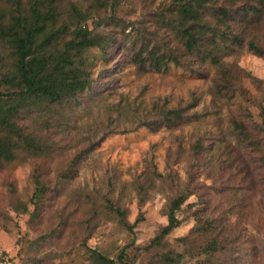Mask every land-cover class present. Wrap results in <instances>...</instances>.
<instances>
[{"label": "rangeland", "instance_id": "rangeland-1", "mask_svg": "<svg viewBox=\"0 0 264 264\" xmlns=\"http://www.w3.org/2000/svg\"><path fill=\"white\" fill-rule=\"evenodd\" d=\"M153 1L144 8L145 0H124L120 16L151 25L150 11L171 0ZM89 59L95 62L94 89L103 91L87 94L78 109L62 110L67 116L54 113L68 133L56 137L55 159L44 165L52 186L77 150L97 144L39 218L32 215L31 198L40 159L3 166L0 264H96L95 251L115 261L124 253L130 264H161V253L184 255L178 264H264V140L257 150L233 132L232 123L246 115L256 123L264 119V58L239 47L223 57L222 64H237L243 77L240 91L225 98L216 91L217 69L210 63L196 74L175 66L168 72L116 67L102 61L98 50ZM171 109L183 110L184 118L163 121L161 114ZM237 169H251L255 189L245 191ZM187 186L195 194L177 213L179 227L161 245L152 244L168 224V199ZM13 197L28 213L13 210ZM239 199L244 207L229 210ZM115 206L126 210L132 229L121 223ZM208 218L213 228L206 235L197 219ZM226 220L233 231L225 229ZM224 234L235 241L231 251L224 254L223 248L206 262L201 247L213 237L224 241Z\"/></svg>", "mask_w": 264, "mask_h": 264}, {"label": "trees", "instance_id": "trees-1", "mask_svg": "<svg viewBox=\"0 0 264 264\" xmlns=\"http://www.w3.org/2000/svg\"><path fill=\"white\" fill-rule=\"evenodd\" d=\"M123 1L0 0V170L19 159H40L33 169L36 188L31 198L32 215L36 218L49 205L53 192L71 181L97 144L90 142L77 150L66 166L60 168L57 183L52 186L45 176L44 165L55 159L56 137L62 134L65 138L68 133L54 121V113L67 116L61 111L69 107L78 109L87 94L103 91L94 89L91 72L95 62L89 59L93 50L102 53L105 63L113 62L116 67L133 64L141 72H168L175 66L197 74L210 63L217 69L216 91L224 98L230 92L240 91L243 77L237 64L223 65V57L239 47L264 58V0H171L168 5H158L150 11L154 20L151 25L120 16L124 14ZM153 4V0H145L143 7ZM90 20L94 28H90ZM161 118L176 123L184 118L183 110H168ZM232 123L237 136L261 150L264 119L256 123L246 115L233 119ZM237 175L241 176V183L248 185L245 191L256 188L251 169H237ZM13 186L8 183L12 195ZM238 191L230 193L238 195ZM193 192L187 186L168 199V224L161 228L152 244L161 245L179 227L177 213ZM241 205L239 199L229 210L235 211ZM11 206L17 214L29 211L15 197ZM113 208L121 223L132 229L126 210ZM197 220L205 226L201 232L209 235L212 219ZM229 228L227 225L225 229L233 231ZM234 243L224 234V241L213 237L200 252L210 262L223 248L224 254L231 251ZM92 256L96 264H130L124 253L118 261L96 251ZM182 257L161 253L160 263L178 264Z\"/></svg>", "mask_w": 264, "mask_h": 264}]
</instances>
